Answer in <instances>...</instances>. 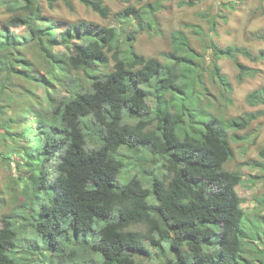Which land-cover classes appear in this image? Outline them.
<instances>
[{"label":"trees","instance_id":"trees-1","mask_svg":"<svg viewBox=\"0 0 264 264\" xmlns=\"http://www.w3.org/2000/svg\"><path fill=\"white\" fill-rule=\"evenodd\" d=\"M44 1L53 9L58 0H0V8L10 14L0 28V118L4 117L0 125L4 134L15 135L10 124L14 116L37 105L31 99L38 98L35 88L44 83L32 76L38 60L45 59L50 69L64 71L65 65L84 71L89 85L79 78L69 96L57 99L52 92L48 94L51 114L41 118L42 138L31 139L29 125L18 124L30 140L26 158L31 183L25 191L28 199L19 205L17 214H6L0 227V264H29L31 260L40 264V254L32 259L11 252L23 246L22 242L30 249L33 240L38 243L36 251L51 252L52 264H149L141 256L152 258L154 254L161 264H255L256 260L264 264V248L254 246L261 247L260 240L264 244V214L255 220L249 217L237 191L243 174L225 167L234 157L228 129L248 128L259 111L226 119L201 106L203 92L197 86L204 84L203 64L197 61L200 54L184 30L172 31L170 49L161 52V57L137 50L140 32L162 33L156 16L164 6L162 0L141 7L129 4L117 12L116 18L124 25L121 28L87 20L68 22L60 40L45 14ZM79 1L104 18L111 16L104 0ZM64 2L74 8L70 0ZM135 13L140 16L139 28H132ZM211 24L215 29L216 18H211ZM19 25L27 33L16 34L12 28ZM73 38L76 42L70 54L49 48ZM257 38L264 39V35L257 34ZM211 47L214 74L226 90H232V84L218 60L234 61L239 82L258 71L241 56L252 62L264 60V49L214 42ZM28 50L34 51L36 60L27 56ZM111 59L113 68L102 69ZM26 81L31 85L24 86ZM176 92L186 97L179 101ZM247 100L255 106L264 104V88L252 90ZM125 106L137 121L125 122ZM149 112L155 117L147 118ZM154 119H158L157 128L151 129ZM91 129L99 134L96 147L88 145ZM125 145L137 153L147 150L154 165L162 162L163 172L151 177L149 186L138 176L119 182L125 162L114 152ZM40 154L43 165L38 162ZM259 156L264 158V146ZM255 165L262 163L255 160ZM36 186L45 192H37ZM115 212V219L94 230L98 219ZM214 226L221 228L218 244L213 239ZM251 244L255 255L247 257L246 247Z\"/></svg>","mask_w":264,"mask_h":264},{"label":"rangeland","instance_id":"rangeland-1","mask_svg":"<svg viewBox=\"0 0 264 264\" xmlns=\"http://www.w3.org/2000/svg\"><path fill=\"white\" fill-rule=\"evenodd\" d=\"M74 8H69L64 0H58L56 6L51 9L44 1V9L46 16L50 17V21L56 29L58 39L62 38V31L68 22L79 20H87L100 25H115L121 28L124 26L120 20L116 18V13L126 8L129 4L137 7L144 6L147 2L155 0H104L111 7V16L104 18L97 12L86 7L79 0H70ZM163 7L157 13L159 28L161 34L151 35L147 31H142L137 36L135 43L137 50L146 56H160L161 52L167 51L171 46V33L174 30L182 29L188 35L192 47L200 54L197 61L203 64L204 84L197 86L202 91L201 106L210 113L223 115L230 118L238 116L246 112L259 111L260 116L254 120L252 124L243 130L228 129L230 143L234 149V157L229 160L225 167L228 170H237L243 174V181L237 186V191L243 198V207L246 209L250 218L257 219L259 213L264 214V158H260L259 150L264 146V104L251 105L248 100V94L258 88H264V60L260 62H252L241 56V60L249 66L256 68L258 71L255 75L247 77L243 82H239L238 69L234 61L230 58H221L218 64L221 66L222 72L228 77L232 84V90L224 89L219 78L214 74L215 63L213 57V42L221 46L231 44L247 46L254 51L264 49V39H258L257 34L264 35V0H162ZM10 14L5 8H0V28L2 24L9 18ZM134 24L132 28H139L140 16L135 13L132 17ZM211 18H216L217 26L212 28ZM198 33L197 30L200 29ZM16 34L23 35L26 32L24 25L14 26L12 28ZM128 30V29H127ZM73 38L71 42L65 44H57L54 47L49 46L50 50L57 53H72ZM27 56L36 60L37 55L32 50L27 51ZM114 60L111 59L107 69L113 68ZM161 72V74H163ZM32 76L40 78L44 83H40L35 88L37 97H32L33 105L23 114L17 113L14 120L10 123L15 135L4 134L5 129L0 125V227L3 226L6 214H17L24 200H27L25 191L30 184L32 171L29 168L26 158V152L29 151V137L19 129L20 122L27 123L31 130V139L42 138L43 129L41 118L48 117L51 114V107L47 101L49 93H53L57 99L69 96L72 87L76 84V79L81 78L82 83L88 84V75L84 71L71 70L64 65V71L59 69H50L45 59L38 60V65L34 68ZM146 83L143 84V86ZM31 82L26 81L24 86H30ZM176 98L182 101L186 96L183 93L176 92ZM225 94V97L223 96ZM9 100H16L15 97H9ZM194 100V99H193ZM40 110L41 115H37L34 110ZM129 108L124 107L125 122L133 123L137 118L130 116ZM12 111L8 112L7 116ZM147 118H154L155 114L149 112ZM211 116H207L209 120ZM3 118H0V124H3ZM89 119V118H88ZM88 119L85 118L87 121ZM6 121V120H5ZM158 119H154L149 126L156 129ZM204 127V124H200ZM89 132V147H96L100 144L99 134L96 130L91 129ZM20 137L25 140L20 143ZM21 139V140H22ZM119 158L125 162L119 174V182L126 183L130 177L138 176L144 180L146 186L150 185L151 177L160 175L163 172L162 162L157 164L151 163L150 154L142 148L138 153L133 149H129L126 145L119 152H114ZM255 160H260L262 165H255ZM38 162L43 165V155L40 154ZM51 176H49V180ZM36 191L44 193L45 188ZM150 200L155 202V197L151 196ZM117 212L108 218L98 219L94 230L100 223L115 219ZM18 218H22L21 216ZM25 221V220H22ZM27 222V221H26ZM20 227L25 228L23 222H19ZM219 225L217 222L215 223ZM216 226V225H215ZM214 226V227H215ZM135 228L142 226L135 225ZM30 225H27V234H30ZM214 234L215 244L219 243L221 237V228L215 227ZM73 234V233H72ZM85 237L84 235H77ZM74 238V237H73ZM23 246L18 247L11 252L17 256L37 259L40 254V264H52L51 252L43 249L36 251L38 243L31 241V248L27 249L24 242ZM260 246L254 245L255 248H264V244ZM206 245V244H205ZM248 252L245 256L255 255L253 244L247 245ZM149 264H161L162 260L159 255L154 254L152 258L147 255L141 256ZM29 264H33L32 260ZM86 264V263H82ZM255 264H261L259 260Z\"/></svg>","mask_w":264,"mask_h":264}]
</instances>
